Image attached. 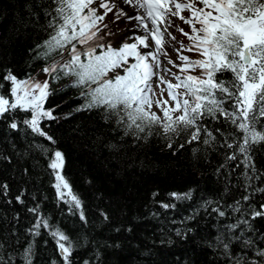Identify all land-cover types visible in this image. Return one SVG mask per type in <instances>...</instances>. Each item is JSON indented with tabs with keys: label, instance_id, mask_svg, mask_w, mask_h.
<instances>
[{
	"label": "trees",
	"instance_id": "trees-1",
	"mask_svg": "<svg viewBox=\"0 0 264 264\" xmlns=\"http://www.w3.org/2000/svg\"><path fill=\"white\" fill-rule=\"evenodd\" d=\"M51 7L52 0H0L3 93L10 96L8 71L19 79L43 72L47 62L36 58L37 46L48 39ZM48 81L45 108L56 119H44L40 127L51 141L22 123L30 112L0 118L4 264H25L22 253L29 245L32 264H64L49 229L41 228L39 235L30 231L40 217L70 237L72 264H237L238 259L264 264V192L256 191L264 188V175L245 188L239 158L226 160L232 150L220 145L234 127L205 117L201 124L216 136L208 144L204 132L188 143L190 130L166 136L158 126L138 136L125 134L103 108L78 110L84 100L72 77ZM13 119L17 129L9 126ZM53 150L63 154L61 174L80 209L57 194L48 166ZM251 156L257 174H264V142L252 145ZM173 193L191 197L176 199ZM36 206L40 217L29 211Z\"/></svg>",
	"mask_w": 264,
	"mask_h": 264
},
{
	"label": "snow or ice",
	"instance_id": "snow-or-ice-1",
	"mask_svg": "<svg viewBox=\"0 0 264 264\" xmlns=\"http://www.w3.org/2000/svg\"><path fill=\"white\" fill-rule=\"evenodd\" d=\"M95 3L96 0H52L54 7L46 11L50 17L48 39L37 46L41 51L36 58L47 62L43 67L45 76L55 81L72 77V87L81 89L80 97L84 100L78 110L103 108L106 114L116 117L117 124L123 125L125 134L138 136L158 126L166 136L190 130L188 143L198 141L204 132L203 142L208 144L216 136L201 121L205 117L222 118L236 131L224 135L220 146L232 150L226 152V160L239 158L236 167L243 165L241 175L245 188H250L253 179L264 175L257 174L251 156L252 145L264 142V0H122L132 9L131 14L118 7L115 0H100L93 7ZM101 8L104 11L98 14ZM114 8L117 18L136 22L128 30L132 34L119 47L103 43L99 35L101 22ZM185 12L189 15H183ZM173 18L190 29L185 32L177 28L190 41L187 46L181 42L176 49L181 64L171 60L164 50L165 37L175 40L168 31ZM183 51L195 52L201 58L190 59ZM161 57L178 68L180 74L163 68ZM196 70L199 75L192 74ZM162 72L171 75L175 83L165 79ZM4 80L10 82V96L3 93L0 84V118L17 110L30 112V118L22 123L51 141L52 137L40 127L42 120L56 119L52 110L45 108L51 95L48 79L40 82L31 75L19 79L8 71ZM165 91L167 99L163 98ZM153 106L162 116L152 111ZM9 126L17 129L18 123L13 119ZM215 132L220 133L221 129ZM63 163V154L53 150L48 166L55 176L54 187L65 203L80 209L81 201L61 174ZM63 189L68 190L66 194ZM256 191L264 192V188ZM65 195L71 199H65ZM172 195L176 199L191 197V193L183 197ZM29 211L40 217L39 206ZM80 219L84 220L82 211ZM41 228L50 230L64 264H72L74 249L70 237L44 217L37 219L30 231L39 235ZM31 252L29 245L22 253L25 264H32ZM0 264L4 262L0 260ZM237 264H242L240 259Z\"/></svg>",
	"mask_w": 264,
	"mask_h": 264
},
{
	"label": "rangeland",
	"instance_id": "rangeland-1",
	"mask_svg": "<svg viewBox=\"0 0 264 264\" xmlns=\"http://www.w3.org/2000/svg\"><path fill=\"white\" fill-rule=\"evenodd\" d=\"M119 0H115V3L118 7H121L125 10V7L122 6ZM100 0H96V3L93 5V7H97L99 5ZM125 5V4H124ZM127 6V5H125ZM103 9L101 8L99 10L98 14L103 13ZM126 11V10H125ZM183 15L188 16L189 13L185 12ZM136 22L134 20H127L125 17H116V9L114 8L111 12L107 14L105 17L104 21L101 22L100 27L102 28V31L99 33V35L102 37V42L103 43H112L113 46L119 47L121 45V42L126 38L127 35H131L132 33L129 32V29L133 28V25ZM104 25H107V27H104ZM177 28H182L184 29L185 32L190 31L189 27L183 23V21L179 20L178 18H173L172 26L168 28V31L172 34V36L175 37V40L171 39V37H165L166 43L164 45V50L167 52L168 57L173 60L176 64H181L182 62L178 59V53L176 49H179L181 47V42L183 45L187 46L190 44V41L182 35ZM140 34V33H137ZM183 55L188 56L190 59H200L201 57L195 53V52H188V51H183ZM162 61V67L165 69H171V72L180 74L178 68L173 67L172 65L167 63V59L165 57H161ZM162 75H164L165 79L172 80L173 83H175V80L171 75H169L166 72H162ZM192 74L194 75H199V70H196ZM110 75H114L110 73ZM36 80L40 82H44V80L48 77L45 76L43 72L38 73L36 77H33ZM155 79V78H154ZM156 94L157 98L160 96V91L159 88L156 89ZM164 99H167V92H164ZM152 111L157 112L158 115L162 116V113L157 109L155 106H153ZM56 182V181H55ZM62 191L67 193V189H63ZM60 198V197H59ZM65 199H71V197L65 195Z\"/></svg>",
	"mask_w": 264,
	"mask_h": 264
},
{
	"label": "bare ground",
	"instance_id": "bare-ground-1",
	"mask_svg": "<svg viewBox=\"0 0 264 264\" xmlns=\"http://www.w3.org/2000/svg\"><path fill=\"white\" fill-rule=\"evenodd\" d=\"M118 2H120L122 4L123 7H125V10L127 12H129L130 14L132 13V9L129 7V6H125L123 3H122V0H119Z\"/></svg>",
	"mask_w": 264,
	"mask_h": 264
}]
</instances>
